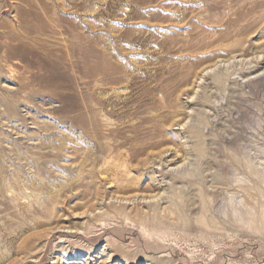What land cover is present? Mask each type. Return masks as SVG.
Wrapping results in <instances>:
<instances>
[{
    "label": "rangeland",
    "instance_id": "374dc122",
    "mask_svg": "<svg viewBox=\"0 0 264 264\" xmlns=\"http://www.w3.org/2000/svg\"><path fill=\"white\" fill-rule=\"evenodd\" d=\"M0 186V264H264V0H0Z\"/></svg>",
    "mask_w": 264,
    "mask_h": 264
},
{
    "label": "bare ground",
    "instance_id": "6f19581e",
    "mask_svg": "<svg viewBox=\"0 0 264 264\" xmlns=\"http://www.w3.org/2000/svg\"><path fill=\"white\" fill-rule=\"evenodd\" d=\"M233 3V2H232ZM235 4V3H233ZM106 65V64H105ZM99 71L100 74L103 73V66L100 63L99 65ZM257 71V70H256ZM255 76V74H254ZM98 82V88H100L99 90H105V86L107 85L108 82H112L114 83L115 80L113 78H103L102 76H99L97 79ZM132 84H137L136 80L132 81ZM134 90H138V94L137 95H128L127 97L123 98V97H116L117 95L115 94H111L109 95L106 99L103 98H98L97 100V104L98 107L100 109H106L107 107H111V109H108L106 111V113L108 115L111 116H118L122 119H125L126 117H128V115H135L133 117H138L139 122L137 124L134 125H121V127H118L116 133H117V137H119L120 139H124L125 142L130 145L129 148V155L128 157L135 158L138 155H142L146 152L147 150V146L150 145V142H146V138L149 139V133L147 134L146 131L144 132V125L145 123H148L149 121L151 122V118L144 116L145 111H144V107L150 103H153L154 100L153 98L150 96V91L147 90L145 87L144 89L142 87L136 86L135 88H132V91ZM145 90V91H144ZM86 94H88V88L87 86H83L82 88V110L87 114L89 113L91 110H93L92 107H90L88 105L87 99H86ZM135 106V112H131V108ZM144 116V117H142ZM158 119V118H157ZM130 132L132 133V137H128L126 136V133ZM114 131H110L109 136L113 135ZM108 136V137H109ZM135 139L137 141H142L144 142L143 144H141V147L138 146V142H136V145L132 144L131 140ZM116 142H118V140H115ZM130 143V144H129ZM134 143V142H133ZM144 145V146H143ZM115 150L113 149V152ZM86 162V160H84V163ZM100 173H95V175H98ZM17 181V180H16ZM44 188H47V186H45V184H43ZM1 186H0V190H1ZM120 207V206H119ZM118 210L122 211L124 210V207L121 206L120 208H117ZM20 210V209H19ZM230 211V208L228 209ZM232 217L239 220L238 218H241V211H240V207L237 204H234L232 206ZM229 214V213H228ZM139 216H141V214H137ZM230 215V214H229ZM248 219V215H244V217H242L241 219ZM244 223V222H243Z\"/></svg>",
    "mask_w": 264,
    "mask_h": 264
}]
</instances>
